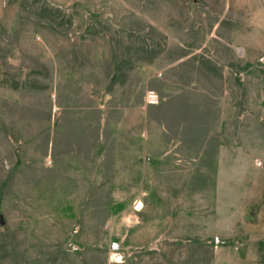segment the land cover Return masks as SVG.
<instances>
[{
	"label": "rangeland",
	"instance_id": "obj_1",
	"mask_svg": "<svg viewBox=\"0 0 264 264\" xmlns=\"http://www.w3.org/2000/svg\"><path fill=\"white\" fill-rule=\"evenodd\" d=\"M0 264H264V0H0Z\"/></svg>",
	"mask_w": 264,
	"mask_h": 264
},
{
	"label": "built area",
	"instance_id": "obj_2",
	"mask_svg": "<svg viewBox=\"0 0 264 264\" xmlns=\"http://www.w3.org/2000/svg\"><path fill=\"white\" fill-rule=\"evenodd\" d=\"M147 100L150 104H155L158 101V95L154 91H150L147 94Z\"/></svg>",
	"mask_w": 264,
	"mask_h": 264
},
{
	"label": "bare ground",
	"instance_id": "obj_3",
	"mask_svg": "<svg viewBox=\"0 0 264 264\" xmlns=\"http://www.w3.org/2000/svg\"><path fill=\"white\" fill-rule=\"evenodd\" d=\"M139 206H140V205H139ZM139 206H138V207H139Z\"/></svg>",
	"mask_w": 264,
	"mask_h": 264
}]
</instances>
